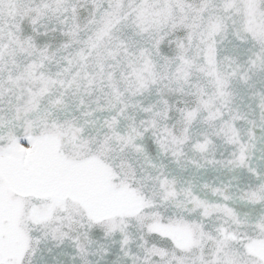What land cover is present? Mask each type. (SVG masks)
<instances>
[{
  "label": "snow or ice",
  "instance_id": "obj_1",
  "mask_svg": "<svg viewBox=\"0 0 264 264\" xmlns=\"http://www.w3.org/2000/svg\"><path fill=\"white\" fill-rule=\"evenodd\" d=\"M0 264H264V0H0Z\"/></svg>",
  "mask_w": 264,
  "mask_h": 264
}]
</instances>
